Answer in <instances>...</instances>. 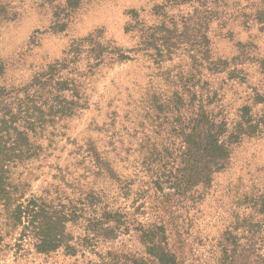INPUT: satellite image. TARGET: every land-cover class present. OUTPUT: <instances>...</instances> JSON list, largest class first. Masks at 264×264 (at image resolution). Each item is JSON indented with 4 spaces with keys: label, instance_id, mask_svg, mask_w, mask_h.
<instances>
[{
    "label": "rangeland",
    "instance_id": "obj_1",
    "mask_svg": "<svg viewBox=\"0 0 264 264\" xmlns=\"http://www.w3.org/2000/svg\"><path fill=\"white\" fill-rule=\"evenodd\" d=\"M218 1L166 7L165 42L166 0H0V264H156L158 226L179 264H264V0Z\"/></svg>",
    "mask_w": 264,
    "mask_h": 264
},
{
    "label": "trees",
    "instance_id": "obj_2",
    "mask_svg": "<svg viewBox=\"0 0 264 264\" xmlns=\"http://www.w3.org/2000/svg\"><path fill=\"white\" fill-rule=\"evenodd\" d=\"M220 1L218 0H166L165 4L161 7H157L160 12L159 16H161L162 23L160 26H163L164 31V41L168 42L170 41L169 34L171 33V28L167 26V28L162 25L164 24L165 20H168L167 22L170 23L172 18H170L169 13L167 11L166 7H175V6H188L192 7L195 11H205L209 13L211 16L218 14L216 12L217 7L219 6L218 3ZM210 6H213L210 8ZM259 13V12H257ZM210 16V17H211ZM151 47H155L154 44H150ZM199 119L190 118L189 121L186 124V127L188 128L187 131H185V126L181 129V134L184 136V141L187 143V153L192 152V149L196 150H203L207 152L206 156L210 159L212 165L217 166L220 161L228 156V150L226 149L225 145L223 143H220L217 139V134H219L221 131H224V128L222 129L223 125L216 126V123L209 121L208 114L201 112L199 114H196ZM207 125L210 127V132L207 133V136L205 138V144L201 145L197 142V140L200 139L199 134V127L200 125ZM220 128V130H219ZM219 130V131H218ZM23 145L26 146V138H22ZM4 146L0 145V191H3V188L5 186V177H4V171H3V165L4 160H8L12 158L11 154H8V152L3 149ZM12 151V150H10ZM14 213H16L15 216H19L22 214V211L20 208H17L14 210ZM28 213V212H27ZM31 213V212H29ZM62 213V212H61ZM60 214V213H58ZM32 215V214H31ZM44 225L41 228L40 234H39V243L37 247H39L40 251H52L55 250L58 245H60V236L57 233V223H54L52 220L59 221L60 218L57 216H53L48 213H44ZM52 222V223H51ZM123 223V222H122ZM138 231L141 232V237L143 236V242L147 243L149 245L148 251L151 253V255L155 258L156 264H179L177 257L173 252L167 249V237L164 233V229L162 226L154 227L150 230H143L141 231L140 228ZM240 255V253L238 254ZM249 256V255H248ZM248 256H245L244 253L240 255L239 259L234 262H240V264L246 263V258L248 259ZM234 259H231L230 261L233 262ZM129 264H146L142 260L138 259H131Z\"/></svg>",
    "mask_w": 264,
    "mask_h": 264
}]
</instances>
